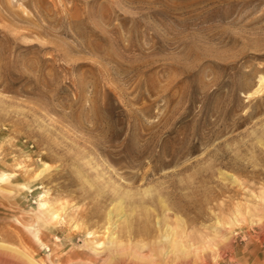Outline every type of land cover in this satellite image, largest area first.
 I'll list each match as a JSON object with an SVG mask.
<instances>
[{"label": "rangeland", "instance_id": "rangeland-1", "mask_svg": "<svg viewBox=\"0 0 264 264\" xmlns=\"http://www.w3.org/2000/svg\"><path fill=\"white\" fill-rule=\"evenodd\" d=\"M34 263L264 264V0H0V264Z\"/></svg>", "mask_w": 264, "mask_h": 264}, {"label": "bare ground", "instance_id": "bare-ground-1", "mask_svg": "<svg viewBox=\"0 0 264 264\" xmlns=\"http://www.w3.org/2000/svg\"><path fill=\"white\" fill-rule=\"evenodd\" d=\"M262 83V81L260 80V83L259 84H261ZM260 86V85H259ZM262 86V85H261ZM261 86L258 88L259 90L261 89ZM259 90H257V91H259ZM256 91V92H257ZM255 92V93H256ZM45 172H46V169H42L39 173H37V175H36V179H39V178H41V176L43 175V174H45ZM35 177V176H34ZM35 179V178H34ZM47 202V201H46ZM45 201H43L39 206H40V208L42 209V210H44V211H46V213H48L49 215H50V217L52 216L54 219H55V217L57 216V215H55L54 213H53V211H50L51 210V208L49 209L48 208V204L46 203ZM55 212V211H54ZM47 215V214H46ZM108 221H109V223L107 222V226L110 224L111 226H112V216H111V214L109 213L108 214ZM106 226V227H107ZM109 227H107V229H108ZM111 228V227H110ZM105 230V229H104ZM112 229H110V231H111ZM105 231H108V230H105ZM91 232V231H90ZM107 234L109 233V232H106ZM91 234H92V232H91ZM113 233L111 232V235H112ZM109 235V238H107V239H109L108 240V243H109V245H110V247H108L109 248V252L110 253H115L116 251H118V249H119V244H118V242H117V240H116V238H114V236L112 235ZM98 237V236H97ZM177 237V236H176ZM93 238V237H92ZM164 239L165 240H168L169 242H168V246H169V248H170V251L169 252H171V253H175L177 250H179L181 253H184L185 252V247H184V245L183 244H181L179 241H176V240H172V236H170V234L168 233V235H165V237H164ZM107 243V242H106ZM187 249V248H186ZM35 264V263H34Z\"/></svg>", "mask_w": 264, "mask_h": 264}]
</instances>
